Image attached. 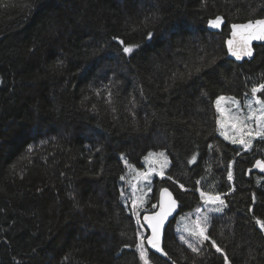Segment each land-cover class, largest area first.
Instances as JSON below:
<instances>
[{
  "label": "trees",
  "instance_id": "trees-1",
  "mask_svg": "<svg viewBox=\"0 0 264 264\" xmlns=\"http://www.w3.org/2000/svg\"><path fill=\"white\" fill-rule=\"evenodd\" d=\"M261 17L264 0H0V264H143L120 177L150 150L170 163L143 213L162 187L178 214L196 187L227 205L199 252L172 219L150 264H264V139L226 141L215 106L264 83V42L240 62L225 48L231 23Z\"/></svg>",
  "mask_w": 264,
  "mask_h": 264
},
{
  "label": "snow or ice",
  "instance_id": "snow-or-ice-1",
  "mask_svg": "<svg viewBox=\"0 0 264 264\" xmlns=\"http://www.w3.org/2000/svg\"><path fill=\"white\" fill-rule=\"evenodd\" d=\"M222 23V18L220 16H216L214 19H210L208 24L211 28H219ZM232 36L233 39H229L227 41L228 44V51L236 57L237 60L241 59V54L246 56L252 55V50L249 47V43L252 39L257 40H264V19H257L255 21L249 20L245 24H233L232 25ZM240 36V41L238 42L235 37ZM153 33H148V38L151 39ZM115 39V37H114ZM123 44V41H120ZM135 45L131 46H124L123 52L125 54H133ZM62 63V62H58ZM199 71V69H197ZM264 92V83L259 84L258 86H253L251 88V94L254 99L258 108H253L252 103L253 101H248V108L250 110L249 115L245 116L239 110V101L233 97H226V96H219L216 101V111L218 116L216 118V123L218 128L221 130L220 134L224 137L225 140H231L233 144H241L248 149L252 144L253 139V132L255 131V136L264 139V98L258 96V93ZM111 95V94H110ZM253 114H255L256 119V129L254 130L250 124V121L253 118ZM227 121V124H226ZM231 128V134H229L228 128ZM209 147H212L209 145ZM31 150V149H29ZM151 155V153L149 154ZM160 156H163L164 153H160ZM239 155V153H237ZM197 156L193 155L191 159H189L188 163L192 164L196 162ZM131 167V165H129ZM254 167L259 168L260 171L264 172V161L257 159L255 161ZM232 165H228V179L231 181L233 178V173L231 171ZM164 173L161 172V176ZM145 180H149L148 174H143ZM169 180L173 178L171 176L167 177ZM124 179V177H121ZM197 185L201 184L200 180L196 181ZM184 185L180 184V188L184 189ZM149 191L151 189L149 188ZM195 191L199 193L201 200L204 202L205 205L207 204H218L219 207L212 209L214 211L220 212L226 207L225 200L222 197V194L216 193L212 194L211 192H206L202 190L200 187H196ZM123 195V193H122ZM167 197V206L164 204V199ZM133 209H137V203L135 200L132 201ZM160 212H157L153 215H145L143 218L144 223L141 224L139 219V212L134 211V215L137 216V224L140 226L141 229L146 231L147 229L151 230V235L145 236L144 232L137 231L136 237L139 241L136 243L135 248L138 251L139 258L143 261V264H150V255L149 249H154L157 253H162L163 249L160 245L161 239V230L165 225V221L167 218L172 215V213L178 207L177 200L172 198V193L168 191L167 188L161 190V200H160ZM153 208H156L157 205L153 204ZM196 212L199 214L200 209L197 208ZM208 221L209 217L204 215L202 218L197 215L196 221L193 222L192 227L185 226V231L188 232L190 236L197 239L198 243L201 245L205 241H209L211 239L208 233ZM257 224L260 225L261 229L264 230V222L257 220ZM146 225V229H145ZM180 240L184 241L188 244V247L191 248L193 252H199V249L186 240L185 236L181 235ZM146 240V243H145ZM211 247L216 250L217 253H221L222 249L217 245L215 240H211ZM225 264H228V257L225 255L224 257Z\"/></svg>",
  "mask_w": 264,
  "mask_h": 264
},
{
  "label": "rangeland",
  "instance_id": "rangeland-1",
  "mask_svg": "<svg viewBox=\"0 0 264 264\" xmlns=\"http://www.w3.org/2000/svg\"><path fill=\"white\" fill-rule=\"evenodd\" d=\"M220 96L233 97L236 100H238L239 101V110L245 116L249 115V112H250V110L247 106L248 101H250V100L253 101V103H252L253 108L259 107L258 105L255 104L252 95H246L244 97H237V96H233V95L224 94V95H220ZM215 106H216V104H215ZM226 124H227V121H226ZM250 124H251L252 128L255 130L256 129L255 114H253V118L250 121ZM216 128H217L218 134L220 136H222L220 134L221 130L218 128L217 123H216ZM228 131H229V134H231V128L230 127L228 128ZM255 137L256 136H255V131H254L253 132V139ZM226 141L231 142V140H226ZM239 145L245 149V147L243 145H241V144H239ZM161 152L164 153L163 156L159 155ZM150 153H151V155H149ZM169 163H170V158H169L168 154L165 152V150H150V151H148L143 157L142 167H137V166H135V165L124 160L125 171H124L123 175L121 176V177H124V179H121V177H120V199H121L122 203L127 207V209L134 216L136 224H137V216L134 215V211L139 212V219H140L141 224H143L141 221V213H143L144 210L149 208L147 205L149 203V196L153 190L154 178L156 176H161V172H163L165 175V170L168 168ZM129 165H131V167H129ZM143 174H148L149 180H145ZM149 188L151 189V191H149ZM122 193H123V195H122ZM133 200H135L137 203V209H135V210L133 209V205H132ZM216 207H219V205L218 204H207V205H205L203 202L201 206L197 207L200 209L199 214L196 212L197 208L189 209V210H186L182 213H179L173 222V229L175 230L177 237L179 238L181 235H183V236H185L187 241H189L190 243L195 245L197 248H199L201 244L198 243L197 239L193 238L192 236H190L188 234L187 231H185V226L192 227L193 222L196 221V219H197V215H199L201 218L204 215H207L209 217V221H208V227H209L210 219L215 214L219 213L217 211L212 210V209H215ZM137 229H138V231L144 232L145 236L147 235L146 234L147 230L144 231V229H141L138 224H137ZM182 242H184V241H182ZM185 244L188 245L187 243H185Z\"/></svg>",
  "mask_w": 264,
  "mask_h": 264
},
{
  "label": "water",
  "instance_id": "water-1",
  "mask_svg": "<svg viewBox=\"0 0 264 264\" xmlns=\"http://www.w3.org/2000/svg\"><path fill=\"white\" fill-rule=\"evenodd\" d=\"M257 19H264V17H261V18H255V19H249V20L255 21V20H257ZM249 20H247V21H243V22L231 23V24H230V32H229V36L225 39V48H226V52H227V57L230 58V59H232V60H234V61H237V62H240V61H242L243 59L252 58L253 55H254V45H255V44H259V43H261V42H264V40L252 39V40L250 41V43H249V47H250L251 50H252V55H251V56H246V55L241 54V59H239V60H237L236 57H235L234 55H232V54L228 51V44H227V41H228L229 39H233V36H232V31H233V29H232V25H233V24H238V25H239V24H245V23H247ZM235 39L239 42L241 38H240V36L238 35L237 37H235ZM164 188H167V187H162V188L159 190V192H158L157 203H156L157 207H156L153 211H150V212H144V213L141 215V221H142V223H144L143 218H144L145 215H153V214H155V213H157V212H160L161 209H160L159 204H160V200H161V190L164 189ZM167 189H168L169 192L172 193V191H171L169 188H167ZM172 198L176 200V198L174 197L173 193H172ZM167 203H168V201H167V197H165V199H164V204H165V206H167ZM177 203H178V201H177ZM178 210H179V204H178V207L176 208V210L172 213V215H170V216L167 218V220L165 221V225H164V227H163L162 230H161L160 245H161V248H162V249H163V238H164L165 228L167 227L168 223H169L172 219H174V218L176 217V215H177V213H178ZM145 228H146V225H145ZM147 235H151V230H150V229H147ZM147 235H146V236H147ZM145 243H146V240H145ZM149 251H151V252H153V253H155V254L161 256V257L168 258V257H167V254L165 255V254H162V253H157V252H155L154 249H149ZM163 252L165 253L164 249H163Z\"/></svg>",
  "mask_w": 264,
  "mask_h": 264
},
{
  "label": "bare ground",
  "instance_id": "bare-ground-1",
  "mask_svg": "<svg viewBox=\"0 0 264 264\" xmlns=\"http://www.w3.org/2000/svg\"><path fill=\"white\" fill-rule=\"evenodd\" d=\"M178 214V213H177Z\"/></svg>",
  "mask_w": 264,
  "mask_h": 264
}]
</instances>
